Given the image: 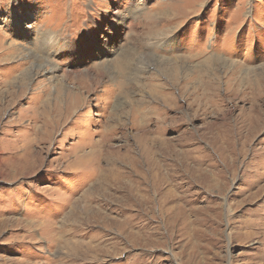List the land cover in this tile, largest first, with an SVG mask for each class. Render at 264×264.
<instances>
[{"label":"rangeland","instance_id":"1","mask_svg":"<svg viewBox=\"0 0 264 264\" xmlns=\"http://www.w3.org/2000/svg\"><path fill=\"white\" fill-rule=\"evenodd\" d=\"M0 90V264H264V0H0Z\"/></svg>","mask_w":264,"mask_h":264},{"label":"bare ground","instance_id":"2","mask_svg":"<svg viewBox=\"0 0 264 264\" xmlns=\"http://www.w3.org/2000/svg\"><path fill=\"white\" fill-rule=\"evenodd\" d=\"M12 15V20H13V22H15V25H17V24H19V23H17V19H19V14L17 13V11H16V9L15 8H13L12 10H11V12H10V16ZM18 29V28H17ZM23 36L25 35V36H29L30 34H28L27 32H25V31H23V29H19L18 30ZM44 35H46L45 37H47L45 40H49L50 42H52V43H55V38H53V37H51V36H49V35H47V34H44ZM43 38V37H42ZM41 39V38H40ZM44 40V41H45ZM11 48V47H10ZM4 50V49H3ZM4 53V52H3ZM30 55V53H28V56ZM2 61H3V59H2ZM1 61V62H2ZM24 64V63H23ZM45 70H43V72H44ZM49 73H51L50 75H52L53 76V74H54V72H55V70L54 69H51L50 71H48ZM37 74V73H36ZM36 74H33V70H32V72L29 74V78H30V80H32L35 76H36ZM109 74H110V72H109ZM53 78H55V77H51V78H49V80H51V79H53ZM103 78V77H102ZM107 79V78H106ZM25 80H26V77L25 78H18V79H16L14 82H12V81H10V82H8L7 84L5 83V85H6V87H7V92L8 91H10V92H12L13 90L12 89H14L15 88V86L14 85H17L18 83H19V85H21V86H19V87H24V82H25ZM84 80V79H83ZM93 80V79H92ZM52 81V80H51ZM85 82H89L90 84H91V86H93L94 87V81L92 82L91 80H87V81H85ZM15 83V84H14ZM45 85V84H44ZM27 86V85H26ZM41 86V85H40ZM56 86H61L60 87V92L59 93H57V95L55 94V92H58V89L56 90V89H54L53 90V92L51 91V93H49V94H47V91H46V89L45 88H48V84H46L43 88H41L40 90H41V93H37L38 91L36 90L35 92L36 93H34V95H36L38 98H39V102L37 103L38 104V106L35 108L38 112V114H40L39 115V118H41V117H46L45 118V120H48L47 121V123H46V125L44 124L43 126H44V130H47V128H50V131L48 132L49 134H47L46 132H44L45 133V135L47 134V137H51L52 136V134H53V132H55L57 129H59V127L62 125V123H64V122H61V121H59V120H56V119H64V116H66L67 114H68V112H67V110H64L65 108H63L64 106H66V108H67V105H63V102H64V97L66 98V97H68V91H67V89L66 88H64V90H63V85L60 83V84H57V85H55V87ZM119 87H121V86H119ZM39 88V87H38ZM66 89V90H65ZM120 89H122V88H120ZM119 89V90H120ZM5 90V89H4ZM18 90V89H17ZM21 90V89H20ZM62 90L64 91L63 93H62ZM3 91V90H2ZM79 91V90H78ZM0 92H1V90H0ZM117 92V91H116ZM4 93V92H3ZM65 93V95L63 96V94ZM11 94V93H10ZM14 94V93H13ZM213 95V94H212ZM1 96V95H0ZM53 98V99H52ZM4 99V98H3ZM9 100V99H8ZM53 100V101H52ZM53 102V103H52ZM53 104H54V106H53ZM12 105V104H11ZM76 108V106H72V108L71 109H75ZM3 109V108H2ZM71 109H69L70 111H71ZM6 110V109H5ZM35 110V111H36ZM41 110V111H40ZM1 111V110H0ZM76 111V110H75ZM115 113V112H114ZM55 116H54V115ZM60 114V115H59ZM50 118V119H49ZM161 122H163V121H161ZM42 123H45V121L44 122H42ZM164 123V122H163ZM110 123H108L107 124V126H108V128L111 130V129H114V128H116L115 126H113V127H111L112 125H109ZM119 124V123H118ZM117 124V125H118ZM149 124V123H148ZM121 125H122V123H121ZM143 126V125H142ZM147 126V125H146ZM119 127V126H118ZM109 130V131H110ZM153 130H155V129H153ZM163 130V129H162ZM39 132H43V130L40 128L39 130H38ZM53 131V132H52ZM112 131V130H111ZM157 131V130H156ZM159 131V130H158ZM35 133V132H34ZM43 133V134H44ZM159 133V132H158ZM42 133H39V135L38 136H40ZM38 136H36V137H38ZM48 139H50V138H48ZM39 140V139H38ZM37 141V140H36ZM31 143V142H30ZM46 143H47V141H46ZM96 146V145H95ZM77 154H79V153H77ZM106 155V154H105ZM79 156H81V154L79 155ZM79 156H77V158L79 157ZM83 156H85V155H83ZM108 156V155H107ZM103 157V156H102ZM111 157V156H110ZM109 159V158H108ZM110 161V160H109ZM82 162V161H81ZM110 163V162H109ZM152 163V162H151ZM109 166V165H108ZM101 170V169H100ZM156 170V169H155ZM103 171V172H102ZM101 172H102V174H100V176L101 175H103V173H104V170H102ZM100 172V173H101ZM145 180V179H144ZM158 182V181H157ZM149 184V183H148ZM157 184V183H156ZM158 186V185H157ZM160 186V185H159ZM256 226H257V224H256ZM256 226H255V228H256ZM253 228V227H252Z\"/></svg>","mask_w":264,"mask_h":264}]
</instances>
